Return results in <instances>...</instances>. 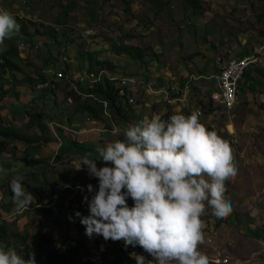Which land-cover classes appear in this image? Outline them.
Returning <instances> with one entry per match:
<instances>
[{
    "label": "rangeland",
    "instance_id": "obj_1",
    "mask_svg": "<svg viewBox=\"0 0 264 264\" xmlns=\"http://www.w3.org/2000/svg\"><path fill=\"white\" fill-rule=\"evenodd\" d=\"M0 8L10 11L19 24V30L12 38L0 44V53L9 52L13 46L17 48L22 38L36 42L30 44L31 50L21 49L14 54L17 56L12 55L22 62L21 70L14 76L3 72L0 66V126L18 129L32 137L41 134L50 140L30 146L8 139L6 152L0 154V226L6 227L11 238L8 247L24 251V254L48 251L61 257L69 256L75 250L77 260L92 254L93 245L99 240L100 235L88 237L81 229L69 224L80 219L75 215L79 206L71 205V202L87 204L77 189L60 193L61 188L75 185L87 188L94 179L88 175L86 166L77 170L81 165L77 168L69 163L66 156L69 152L74 153V157L81 153L98 159L96 148L122 139L127 125L153 115L162 119L168 114L188 115L199 106L202 87L215 85L213 80L198 83L193 90L190 109L180 112L156 103L157 99L146 91L134 97L126 91L121 93L124 98L120 104L126 122L118 118L94 122L88 114H75L78 105L67 99L71 86L57 80L53 76L55 73L88 70L93 62L80 54L89 52L94 53L98 61H110L114 68L109 69L119 80L131 77L143 86L148 82L163 84L170 77L179 78L186 73L217 74L230 57L264 47V0H169L166 3L157 0H0ZM25 23L31 34L39 29L40 32H55L56 36H21ZM86 31L91 33L83 37ZM113 44L142 48L146 57L143 61H134L125 55H115ZM48 45L52 47L48 48ZM51 70L54 74L49 73ZM44 71L48 73L49 81L44 87L34 88L24 83L30 76H44ZM248 72L254 80L253 86L242 91L244 95L233 116L221 119L214 129L229 142L238 172L235 179L226 182L225 195L232 204L231 214L221 219L207 208L202 217L205 227L200 249L208 256L209 264H264V56L260 65L252 66ZM245 82L246 77L242 85ZM117 86L122 88L121 81ZM5 89L12 91L10 97L15 98L14 109L2 101L6 96ZM207 94L204 91V95ZM17 95H23L25 99L19 102ZM131 97L135 99L134 104L128 101ZM81 98L85 99L84 96ZM38 113L44 115L43 120H36L34 115ZM56 123L73 125L76 130H92V134L75 136L76 140L84 142L75 147L63 138ZM38 124L46 126L42 133ZM112 124L120 130L119 135L110 132ZM226 124L234 126L233 135L225 130ZM229 131L233 133V128L229 127ZM60 156L63 158L58 159ZM26 157L39 159L41 164L27 167L23 160ZM97 166H101L99 161ZM19 176L36 189L39 200L24 185V192L31 193L30 203H20L14 195L9 196L12 181ZM127 202L132 206L131 198ZM2 205L11 206L10 210ZM50 209L58 218V224L47 221L42 213V210ZM15 243L21 246H14ZM1 247L6 248V245ZM139 254L152 259L140 247ZM106 264L114 263L109 260ZM115 264L137 262L130 257L118 259Z\"/></svg>",
    "mask_w": 264,
    "mask_h": 264
},
{
    "label": "clouds",
    "instance_id": "obj_2",
    "mask_svg": "<svg viewBox=\"0 0 264 264\" xmlns=\"http://www.w3.org/2000/svg\"><path fill=\"white\" fill-rule=\"evenodd\" d=\"M18 30L13 14L0 8V44ZM21 41L24 47L18 44V51L30 50V39ZM199 117V111L173 114L167 120L146 117L127 125L122 139L98 146V159L89 158L91 154L83 159L77 170L86 166L88 175L98 180L97 189L87 185L91 198L83 197L89 214L75 213L86 236L122 240L125 248L139 246L152 259L130 253L137 264H209L200 249L202 217L207 208L217 218L231 214L226 182L235 179L238 169L229 142L208 130ZM115 132L119 135L118 129ZM97 161L104 166L98 167ZM21 181H12L14 198L30 203L31 193L24 192ZM77 189L84 191L79 185ZM0 264L36 261L34 255L24 260L15 249L0 247Z\"/></svg>",
    "mask_w": 264,
    "mask_h": 264
},
{
    "label": "built area",
    "instance_id": "obj_3",
    "mask_svg": "<svg viewBox=\"0 0 264 264\" xmlns=\"http://www.w3.org/2000/svg\"><path fill=\"white\" fill-rule=\"evenodd\" d=\"M90 33L91 31H86L85 34H82V36L86 37L90 35ZM21 47H24V44H21ZM263 56L264 47H261L259 50L252 53L230 57L220 67L218 73L214 76L216 80V89L213 92H209L206 95V98H198V100L201 101L199 102V106L195 109V111H199L200 113V122L204 124L208 130L216 129L217 123L223 115L227 114L231 117L232 111L238 103L241 81L247 75L248 70L252 66L258 67L260 65ZM49 73H53L52 70L49 71ZM44 75H48V73L44 72ZM53 76H55L57 80L69 83L71 90L86 97H93V95L83 94L81 90L82 87L87 86L88 89L94 88L103 80V78L115 83L116 86L117 83L121 81L122 91L120 94H125L126 91H131V89L137 85L140 87L142 86V82L136 78H120L119 80L118 77L113 75V72H111L109 68L102 69L94 73H90L87 70L84 73L71 71L66 72V70H61ZM34 77L37 79V76ZM202 79L211 80V78L202 75L186 73L179 76V78L170 77L167 79V83L163 84L150 82L145 83L147 86L146 92L152 94L153 97L157 99V101H155L156 103H162L167 109H177L180 112L186 108L190 109L189 104H191L192 96H194V87H196L197 83ZM94 99L102 105L103 114L106 116L105 118L112 119V112L109 108L108 102L99 100L98 98ZM128 101L131 104L135 103V99L133 97L129 98ZM191 112L192 111H190V113ZM111 126V132L115 133V130H117L116 127L114 124ZM92 185H95L93 188L97 189L96 184ZM77 186L78 185L71 187L64 186L61 188L60 193L66 189L73 191L72 189H77ZM82 188L84 191L77 189L80 192V197L83 198L85 195L91 197L92 193H88L87 188ZM99 239L100 240L93 245L94 250L92 254H89L81 260L70 264H106L109 260L115 264L118 259L130 258L129 254L132 252L139 254L138 246H128L125 248L122 240L112 241L109 239L106 241L101 235Z\"/></svg>",
    "mask_w": 264,
    "mask_h": 264
},
{
    "label": "trees",
    "instance_id": "obj_4",
    "mask_svg": "<svg viewBox=\"0 0 264 264\" xmlns=\"http://www.w3.org/2000/svg\"><path fill=\"white\" fill-rule=\"evenodd\" d=\"M193 4V2H191ZM31 24H33L32 22H30ZM29 25L28 24H23V27L21 29V36H31L33 37L35 34H40V35H47V36H51V37H55L56 34L55 32L51 33L50 31L46 30L44 32H40L39 29H36L34 34H31L28 31ZM31 39V38H30ZM32 40V39H31ZM30 44H36V42H31ZM36 46V45H35ZM52 47L51 45H48V48ZM33 48V47H32ZM30 48V50L32 49ZM112 52L115 55L118 56H122L125 55L129 58H131L134 61H143L146 57V52L139 47L136 46H131L128 44H113L112 46ZM18 53V49L16 47H12L11 50L9 52H4L0 54V66H2L3 68V72H10V74H12L14 76L15 72H19L21 70V63L19 61V59L17 57H14L12 55L17 54ZM17 56V55H14ZM80 56L82 58H88V60L90 62H93V64L90 63L89 68H88V72H98L99 70H102L105 66H107L108 68L113 69L114 66L113 64L108 61V60H102V61H98L95 59V54L94 53H81ZM2 61V62H1ZM47 68V67H46ZM94 69H96V71H94ZM44 75V73H43ZM31 77V78H30ZM29 78H27L24 83H28L30 84L32 87H36V86H41V85H46L47 84V80L45 75L44 76H37V80H35L33 78V76H30ZM45 77V78H44ZM17 84L18 81L16 82ZM82 93L85 95H93V97L90 96H84L85 99H82L81 96L77 94L75 91L71 90V92H69V94H67V99H71L73 101V104L76 103L78 106L75 109V114H88L89 116H91V119H96V118H102V113H103V107L102 105L96 101L94 98H98L99 100H104L108 102L109 108H111V112H112V116L113 118H118L120 121H124L126 122L127 118L126 115L123 114V110L122 107L120 106L121 104V99L123 98V96H121L120 92L122 91L121 88H119L118 86H116L115 83L109 81L106 78H103V80L97 84L94 88L91 89H85L82 87ZM9 92L6 91V94H8ZM31 116H33L32 114H30ZM34 117L36 118L37 121H39V119L43 120L44 115L43 114H36L34 115ZM169 114L167 116H165L164 120H167L169 118ZM33 122V120H32ZM39 128L41 129V133L42 131H44L46 129V126H44L43 124H38ZM10 126V125H8ZM59 131H62L61 129H59ZM0 136L4 139L2 141H0V154H3L6 152L7 149V142L6 140L11 139L14 140L16 142H20L23 144H27V145H32V144H37V143H49L50 140L45 139L43 136H41V134H39L38 136H30L27 135L21 131H19L18 129L15 128H9V127H3L0 126ZM73 145H75V147H79V143L74 142ZM63 156H60V158L58 159H62ZM23 160L27 163V167H34L36 165H40L41 161L39 159L36 158H23ZM18 178H21L20 176ZM22 185H24L28 190H31L34 194H36V189L33 188L29 182H27L26 180H24L22 178L21 181ZM92 184H96V187L98 188V180L94 177V179L92 180ZM64 191H68L67 189ZM63 191V192H64ZM9 196L14 195L13 191H12V186L9 187ZM37 199L39 200V196L38 194H36ZM79 197V196H78ZM39 202V201H38ZM73 204H77L79 207V212L83 215V216H87L89 214L87 208L88 206L86 205H81L78 204L77 201H72L71 205ZM12 206V204H11ZM11 206H1L2 208H5L8 210H10ZM42 213L44 214L45 218L47 221L52 222V223H56L58 224V218L53 216V210H42ZM74 221V222H73ZM71 223V225H73L74 227H77L79 229L82 230V232H85V226L83 224L80 223V219H75L73 220ZM100 238V236H99ZM100 240V239H99ZM98 240V241H99ZM11 243V238L9 237V233L6 230L5 226H0V247L1 245H6V248H9L8 246ZM21 244L15 243L14 246H17ZM13 249H15L19 255L22 256V258L24 260H28L30 258V255H34L36 264H70V263H74L77 262L80 259V257L75 260V254L77 253V251L72 250L70 252L69 256H61V257H57V254H51L50 252L46 251V252H41L38 254H24V251H19L18 249L12 247Z\"/></svg>",
    "mask_w": 264,
    "mask_h": 264
},
{
    "label": "crops",
    "instance_id": "obj_5",
    "mask_svg": "<svg viewBox=\"0 0 264 264\" xmlns=\"http://www.w3.org/2000/svg\"><path fill=\"white\" fill-rule=\"evenodd\" d=\"M159 3H166V1H169V0H157ZM257 67V66H256ZM85 71H83V73H84ZM79 73V72H78ZM249 72L247 73V75L245 76L246 78H247V82H245V83H243V85H242V82H243V80L241 81V87H240V91H239V94H238V103L236 104V106H235V109H236V107L239 105V103H240V100H241V98H242V96L244 95V93L242 92L246 87H251V86H253V83H254V80L253 79H251L250 78V76H249ZM200 75H202V76H205V77H208V78H211V80H213V82L215 83V85H214V87H212V88H209V86H204V87H202V94L199 96V98H206L207 96L206 95H204V91L205 92H213L215 89H216V80H215V78H214V76L216 75V74H211V75H205V74H200ZM244 77V78H245ZM243 78V79H244ZM251 80H250V79ZM211 80H204V79H202V80H200L198 83H200L201 81L203 82V81H211ZM149 83V82H148ZM150 83H156V82H150ZM198 83H197V86H198ZM157 84V83H156ZM47 85V84H46ZM42 87H44L45 85H41ZM146 86V85H145ZM145 86H139V85H137V86H135L134 88H132L131 89V91H129L128 92V94L130 95V96H140L141 95V92H145L146 90H147V86L145 87ZM40 87V86H39ZM87 87V86H86ZM34 88H37V87H34ZM83 88H85V87H83ZM17 96H19V102H22V100H24L25 99V97L23 96V95H17ZM247 96H250V94H247ZM123 98H124V96H123ZM35 99V98H34ZM13 100H15V98L13 99V98H11L9 95H7L6 97H4V98H2V101H4V103H6L9 107H12V104H14L15 102H13ZM203 101V100H202ZM13 109H14V107H12ZM111 109V108H110ZM234 109V110H235ZM234 110L232 111V114H231V117L233 116V113H234ZM112 115V114H111ZM106 116H104V114L102 113V118L100 119V118H96V119H94V120H91V121H94V122H104L103 121V119L105 118ZM113 117V116H112ZM229 118V116L226 114V115H223L222 116V118L221 119H223V118ZM106 119V118H105ZM220 119V120H221ZM205 121H206V119H205ZM250 121V120H249ZM57 124V126L58 127H60V129L62 130V131H60V133L62 132V135H63V138H66V139H68V140H70L71 141V143L73 144L74 142H77V143H79V145H82L84 142H83V140H81V139H78L77 138V140L74 138L75 136H77V137H87V136H89V135H91L92 134V130H85V129H81V128H79V130H76V129H73L74 127H73V125L71 126H62L61 124H58V123H56ZM72 124V123H71ZM218 124V123H217ZM115 126V125H114ZM79 127V126H78ZM83 127V126H82ZM116 127V126H115ZM114 127V128H115ZM229 127H232L233 128V133H231L230 131H229ZM117 129V128H116ZM216 129H217V127H216ZM104 130L105 131H107L108 129H106V128H104ZM223 130V129H222ZM225 130H227L228 131V133L230 134V135H233L234 133H235V130H234V126L233 125H231V124H226V129ZM120 131V130H119ZM110 132H111V129H110ZM112 134H113V132H111ZM116 133V132H115ZM72 138H74V139H72ZM85 140H87V139H85ZM91 140H95V138H92ZM62 146H63V143H62ZM75 146V145H74ZM67 152V151H66ZM58 155V154H57ZM66 156H68L67 157V159L69 160V163H71L73 166H75V167H77L78 168V166L79 165H81L82 164V162H83V159L87 156V155H83V154H81V153H78L77 154V156H75L74 157V153H72V152H69ZM100 162V164H101V166L100 167H102V162L101 161H99Z\"/></svg>",
    "mask_w": 264,
    "mask_h": 264
}]
</instances>
